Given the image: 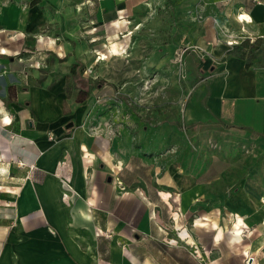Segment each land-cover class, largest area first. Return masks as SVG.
<instances>
[{"label": "crops", "instance_id": "crops-1", "mask_svg": "<svg viewBox=\"0 0 264 264\" xmlns=\"http://www.w3.org/2000/svg\"><path fill=\"white\" fill-rule=\"evenodd\" d=\"M28 2L0 0V264H264V0ZM143 12L193 62L185 124L247 142L225 197L218 176L132 166L95 97L55 83L48 52L128 50Z\"/></svg>", "mask_w": 264, "mask_h": 264}, {"label": "rangeland", "instance_id": "rangeland-1", "mask_svg": "<svg viewBox=\"0 0 264 264\" xmlns=\"http://www.w3.org/2000/svg\"><path fill=\"white\" fill-rule=\"evenodd\" d=\"M28 3L33 5L34 0ZM165 9V4H154L153 15L164 14ZM147 16V12L137 17L135 14L136 20L144 22L141 32L128 37V50L112 49L118 45L112 39L113 46L109 48L98 41L97 48L90 51L92 57L87 52H48V64L59 62L55 83L62 81L65 101L71 106L90 107L95 97L94 101L100 104L99 115H106L104 122L110 123L121 139V151L132 166L136 164L148 171L159 166L162 172L168 165L187 171L200 170L207 179L218 176L216 184L223 188L225 197L244 177L236 170V161L240 154H248L247 142L220 126L210 124L202 137L196 127L185 124L184 105L197 81L193 77V62L185 59L186 51L178 44L179 36L168 33L166 20L156 30L151 26L157 16ZM124 36L117 35L116 39ZM77 75L88 79L86 88L78 85ZM94 92L96 95L89 98ZM232 156L236 161H231ZM187 235L182 232V236Z\"/></svg>", "mask_w": 264, "mask_h": 264}, {"label": "built area", "instance_id": "built-area-1", "mask_svg": "<svg viewBox=\"0 0 264 264\" xmlns=\"http://www.w3.org/2000/svg\"><path fill=\"white\" fill-rule=\"evenodd\" d=\"M234 43H236V41H229V44H230V45H232V44H234ZM185 51H187V48L184 49V52H185Z\"/></svg>", "mask_w": 264, "mask_h": 264}, {"label": "bare ground", "instance_id": "bare-ground-1", "mask_svg": "<svg viewBox=\"0 0 264 264\" xmlns=\"http://www.w3.org/2000/svg\"><path fill=\"white\" fill-rule=\"evenodd\" d=\"M242 222H243V220L240 218L239 219V224L242 225Z\"/></svg>", "mask_w": 264, "mask_h": 264}]
</instances>
